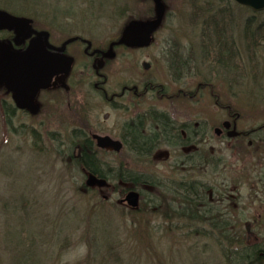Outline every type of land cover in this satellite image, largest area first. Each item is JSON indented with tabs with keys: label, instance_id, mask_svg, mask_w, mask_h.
Masks as SVG:
<instances>
[{
	"label": "rangeland",
	"instance_id": "obj_1",
	"mask_svg": "<svg viewBox=\"0 0 264 264\" xmlns=\"http://www.w3.org/2000/svg\"><path fill=\"white\" fill-rule=\"evenodd\" d=\"M224 2L166 0L165 20L152 46L115 49L101 71L104 89L113 95L125 85L136 86L143 93L137 113L153 107L173 120L204 122L210 137L227 116L225 106L239 115V131L264 125V11ZM0 5L33 19L36 29L51 34L53 45L82 36L94 47L108 48L129 22L155 16L151 0H0ZM210 16L222 17L219 26L228 51L212 47L220 38L206 21ZM250 17L256 19L253 26ZM76 61L65 85L42 94L46 107L36 118L15 113L8 121L4 113L11 101L0 90V264H232L213 238L198 235L207 226L168 221L178 206L167 190L178 181L208 188L214 199L232 206L235 228L244 238L251 226L257 240L263 170L255 149L207 140L206 153L163 148L146 165L127 150L104 157L110 166L165 177L164 199L157 188H138L142 195L135 213L121 203L127 193L111 184L89 187L91 176L72 161L75 129L86 125L90 137L117 139L134 114L125 116L102 99L94 88L99 79L83 52H76ZM150 86L165 89V98L162 91L145 92Z\"/></svg>",
	"mask_w": 264,
	"mask_h": 264
},
{
	"label": "flooded vegetation",
	"instance_id": "obj_2",
	"mask_svg": "<svg viewBox=\"0 0 264 264\" xmlns=\"http://www.w3.org/2000/svg\"><path fill=\"white\" fill-rule=\"evenodd\" d=\"M2 39L13 41L14 34L13 33H1ZM34 38V37H32ZM31 38V39H32ZM77 41L70 44L67 47L65 52L66 56H69L74 59L73 67L76 64V52H83L86 58L89 60V64L91 61L92 68L94 70L95 76L99 79L98 82L94 84L95 90L100 94L102 99L114 110L121 111L127 116V112L134 113L133 115H129V118L124 121L120 129V135L116 139L117 141L121 142L123 145V149L119 153H114L116 155L122 154L124 151H128L127 148V136L130 135L131 139L134 141L133 144L136 146L135 149L137 150V143L138 137L136 135L137 131H140L141 137L139 140L141 144L149 145V149L145 151L146 153L157 154L163 148L170 149L174 152H178L179 150L191 149L194 148L197 153L203 154L206 153L204 150V143L207 140H210V143L217 142L218 140L221 143H231V142H239L241 144L247 145V150L249 152L250 149H255L256 157L258 160V164L261 166L263 170V176L261 177V185L263 186L262 195L259 197L258 203L261 204V211L262 216L260 220L259 229V238L257 240L254 238V233L251 232V226L249 227L248 231H246V238H244L243 231L237 230L236 226V219L233 216V208L231 205L226 203L225 201H220L221 199H214L211 195L212 192L208 190L204 198H200L198 200H205V203H201L200 201L197 202V206L199 211H202V208L208 209L212 214L213 218L219 222V225H225V228H214L212 233L216 238L214 239L216 244L221 247L222 250L232 252L233 250H243V249H253L256 248L258 251L264 253V125L260 126L257 130L252 131H239L238 130V121L239 115L230 111V106H225L224 110L227 112L226 118L220 123L214 126L213 134L214 136L210 135L209 131H206V123L204 122H196L193 120L188 121H179L173 120L168 112L165 110L149 108L143 113H137L135 108L138 106V99L143 96L142 91L139 90L138 87L132 85H125L122 87L121 92L119 94L109 95L108 92L104 89V84L106 83V77L101 73L103 69L106 68L109 61L105 57L107 54L110 46L112 43L118 41H111L109 43L108 48H101V47H94L93 42L88 41L87 39L83 38L82 36H75ZM31 39L26 40L21 44V46H15L17 50L24 51L29 46ZM51 40V38H50ZM66 41V40H65ZM65 41L54 45L55 47H61ZM91 44V45H90ZM77 45L78 49H73ZM108 49V50H107ZM116 48H114L115 50ZM103 61L102 69L97 71L99 67V62ZM73 70V68H72ZM72 73V71H71ZM71 75V74H70ZM70 77V76H69ZM67 78L63 76H58L54 79L52 87L48 90L41 91L36 99V105L40 106L39 112L37 115H33L29 110H19L13 100V94L10 93L5 87H0V90L3 91L7 98L10 99V103H8L7 109L9 113L5 110L4 117L8 118V121L13 119L15 113H20L26 118H36L39 116L43 108L46 107V103L41 101L42 94H46V92L52 91L55 87H61V85H65V81ZM66 87V86H65ZM63 87V88H65ZM159 86H150L147 87L145 92L152 91V92H160L162 91V96L165 98V89L160 88ZM9 102V101H8ZM127 102V103H126ZM218 105V104H217ZM126 111V112H125ZM124 116V117H125ZM169 119V121L167 119ZM225 123H229V126H225ZM165 125L168 126V129L165 130ZM166 133V134H165ZM94 135L92 134L91 137L93 139ZM101 136V135H99ZM94 140V139H93ZM145 140V141H144ZM96 144V143H95ZM201 149V151H200ZM239 149V148H238ZM136 150L130 151V154L133 156L137 155ZM242 151V149H239ZM103 151V150H101ZM196 151L194 153H196ZM108 154L107 151H103ZM209 160L212 162L213 155L210 152ZM203 158H199V161H203ZM198 163V158H197ZM195 164V163H194ZM261 215V214H260ZM243 236V237H242ZM218 242V243H217ZM262 253L260 256H262ZM264 261V258H263ZM264 262H262L263 264ZM235 264V263H234Z\"/></svg>",
	"mask_w": 264,
	"mask_h": 264
},
{
	"label": "water",
	"instance_id": "obj_3",
	"mask_svg": "<svg viewBox=\"0 0 264 264\" xmlns=\"http://www.w3.org/2000/svg\"><path fill=\"white\" fill-rule=\"evenodd\" d=\"M238 5L256 13L264 11V0H233ZM155 17L147 21H132L125 28L120 39L111 44L107 54L108 59L115 57V47L129 49L148 48L153 43L154 35L160 30L166 16L165 0H152ZM9 32L14 34L13 41L0 38V87H5L13 94V100L19 110H29L37 115L40 106L36 99L41 91L52 87L55 77H68L71 73L74 59L67 57L65 52L68 45L77 41L76 38L67 40L61 47H54L50 43V33L37 31L33 20L17 17L0 9V34ZM34 37V38H32ZM32 38V39H31ZM31 39L26 50L20 51L15 46ZM91 45V44H90ZM103 61L99 62L97 71L102 69ZM148 70L150 66L144 65ZM229 126V123H225ZM97 147L110 152H121L123 145L108 136L94 135ZM89 187H104L106 182L91 176ZM140 195L133 191L126 195L121 203H127L132 210L139 207Z\"/></svg>",
	"mask_w": 264,
	"mask_h": 264
},
{
	"label": "trees",
	"instance_id": "obj_4",
	"mask_svg": "<svg viewBox=\"0 0 264 264\" xmlns=\"http://www.w3.org/2000/svg\"><path fill=\"white\" fill-rule=\"evenodd\" d=\"M218 1L221 4L225 3L224 0H218ZM0 7L4 8L3 5H0ZM209 7L213 9L211 5ZM11 12L15 13L13 11ZM17 16H21V15L18 14ZM33 16L34 15H32V17ZM220 17L221 16H210L209 18L206 19V21L209 22L211 26H213L212 30L214 29L215 31H218L217 37L220 38L218 40V45L214 43H211V45L213 48H215V50H218L219 53H222V51H220L221 50L220 47L224 48V51H228V49H226L227 42H225V39L222 40L223 36H225L224 34L225 31H223L222 28H220L219 26ZM253 21L256 22V19L253 20V17H250L248 23L251 24V22ZM251 26L253 25L251 24ZM261 27L264 28V21ZM261 27H258L256 30L258 31L259 29H262ZM254 34H256V32H254L251 35V37H253ZM245 36H246L245 38L248 37V30H245ZM167 120L169 121V119ZM85 127L86 125H84L83 127L84 129L83 128L75 129L73 131V136H71L70 138V149L74 153L72 154L71 157L73 160L72 159L71 160L73 161L75 166H77L80 170L86 172V174L95 177L97 180H103L106 182V184L117 186L124 193H127L132 189L138 190V188H141L143 186H150L159 189L160 197H162L163 199L165 198V185H160L161 179L158 180V178L154 177L150 173H137L133 170L128 169L123 164H121L120 166H110L109 164L105 163L103 160L104 157L114 156V155L99 150L96 147L95 141L92 139V137L88 136V134L85 132V131L89 132L88 129ZM167 129L168 126L165 125V130ZM136 135L138 137V140H136L138 149L137 150L135 149L136 146L133 144L134 141L131 139L130 135L128 134L126 140L128 152L130 153L131 149L136 150L137 155L134 156L135 158L148 156L149 154L146 153L145 151L149 149L148 147L149 145L141 144V141L143 142V140L142 139L139 140V138L141 137L140 131H137ZM75 151H77V153ZM125 185H127V187H125ZM173 185L174 184H171V187L169 188V190H167V193L172 197L174 202L177 204L178 211H174L173 214H170L167 218L168 221L170 220L172 221L173 218L174 220L175 219L186 220L189 222L190 225L189 228H192L196 223H198L201 226L203 225L207 226L209 228L208 231L200 230L198 235H201L205 238L211 237L215 239L216 236L213 235L212 230L214 228H225L227 226L222 224L219 225V222H217L213 218L212 214L208 209L202 208V211L201 210L199 211L197 202L200 201L201 203H205V200L203 199L198 200V199L199 197L204 198V195H206L208 188L203 187L202 185H199L198 183H195L193 181L191 182L178 181V183L174 185L172 189ZM154 201H155L154 203L156 202L158 203L157 200ZM160 202L163 203L164 200H161ZM222 251L225 253L227 260L230 261V263L232 264L234 263L262 264V262H264L263 261L264 253L258 251L256 248L253 249L245 248L239 251L236 249L233 250L232 252L225 250ZM261 253L262 256H260Z\"/></svg>",
	"mask_w": 264,
	"mask_h": 264
},
{
	"label": "bare ground",
	"instance_id": "obj_5",
	"mask_svg": "<svg viewBox=\"0 0 264 264\" xmlns=\"http://www.w3.org/2000/svg\"><path fill=\"white\" fill-rule=\"evenodd\" d=\"M109 137V136H108ZM111 138V137H110ZM113 139V138H112ZM113 140H115V141H117L116 139H113ZM96 147H97V144H96ZM98 148V147H97ZM99 150H103V149H100V148H98ZM103 151H106V150H103ZM107 152H109V153H112L111 155H116V154H114V153H117V152H110V151H107ZM149 155V157L148 156H146V157H138V158H136L135 160L137 161V163H140V164H142V165H146V164H149V162H150V160H151V157H152V153H149V152H147ZM125 167H127V166H125ZM128 168V167H127ZM128 169H130V170H133V171H135V172H137V173H150V174H152L154 177H156V178H158V180L159 179H161L160 180V185H165V177L164 176H160V175H157V174H154V173H152V172H149V171H147L146 169H145V171H137L136 169H131V168H128ZM143 187H145V186H143ZM142 188V187H141ZM133 191H135V192H137L139 195H140V197H141V194H140V192H138L137 191V189L136 190H134V189H132V190H130V191H128L127 192V194L128 193H130V192H133ZM164 216H165V214H164Z\"/></svg>",
	"mask_w": 264,
	"mask_h": 264
}]
</instances>
